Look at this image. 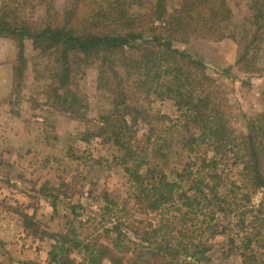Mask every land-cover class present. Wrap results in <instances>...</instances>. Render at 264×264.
Wrapping results in <instances>:
<instances>
[{
    "label": "trees",
    "instance_id": "obj_1",
    "mask_svg": "<svg viewBox=\"0 0 264 264\" xmlns=\"http://www.w3.org/2000/svg\"><path fill=\"white\" fill-rule=\"evenodd\" d=\"M88 1L93 0H84ZM177 2V9L167 19L162 0H156L141 16L163 24L167 35L164 39L155 33L157 27L148 28L150 35L154 33L150 39H141L137 26L140 16H129L118 2L107 3L104 13L102 7L93 16L84 15L74 23L67 21L31 34L0 22V37H16L20 55L17 54L14 70L26 62L22 55L24 38L31 40L42 55L53 59L55 86L50 87L51 96H56L63 112L79 114L85 108L84 98L72 90L71 81L84 67L97 68V89H106L110 94L109 109L87 122L80 141L99 139L120 152V164L134 189L135 203L143 211L154 213L156 220L147 223L148 230L142 229L141 233L137 232L140 228H133L136 231L132 229L131 233L136 240H130L120 229V218L115 217V225L104 230L115 233L112 246L99 243L97 235L87 240L73 228L64 234H51V264H73L68 257L73 250L82 254L83 264H100L104 260L122 264L127 253L132 256L127 259L128 264H147L145 259L157 260L156 264H198L209 260L207 238L224 234L226 227L239 224L240 234L234 235L237 241L232 237L229 240L236 243L242 264H264V217L259 219L261 227L253 229V220L245 219L250 211L236 210L237 202L250 201L254 193L264 195V111L246 118L243 137L233 136L228 118L231 107L219 95L217 81L206 73L205 65L175 47V43L187 41L176 39L177 35L198 33L212 38L219 32L220 24L229 20L230 11L224 1L216 6L211 0ZM65 14L67 19L74 17L71 8ZM263 20L264 13L257 9L254 24L258 29ZM247 54L246 50L237 64L241 70L244 66V71L251 72L255 60ZM151 91L156 97L173 100L184 118L177 149L183 161L172 172L174 181H169L161 168V163H168L173 155L167 145L162 151L166 141L162 137L166 133L162 123L165 117L143 110V102ZM132 92L139 96L131 100ZM201 146L209 147L214 155L200 158ZM226 150L233 151L235 162L240 165V187L224 179L223 171H219ZM233 187L239 195L230 190ZM105 201L103 211L118 209H114L116 201ZM258 209H262L258 211L262 214L264 199ZM222 221L227 225H221ZM180 222L185 223V228L183 224L179 226Z\"/></svg>",
    "mask_w": 264,
    "mask_h": 264
},
{
    "label": "rangeland",
    "instance_id": "obj_2",
    "mask_svg": "<svg viewBox=\"0 0 264 264\" xmlns=\"http://www.w3.org/2000/svg\"><path fill=\"white\" fill-rule=\"evenodd\" d=\"M162 1L167 19L177 9L178 0ZM221 1L226 3L230 13L229 20L220 24L219 32L212 38L198 33L177 35L176 39L187 41L175 43V47L205 65L206 73L217 81L219 95L231 107L228 118L232 134L241 138L245 134L246 118L264 111V20L258 24L261 29L254 24L257 9L264 13V0H211V3L216 6ZM114 2L120 3L129 16L141 18L156 0H93L87 3L84 0H0V22L31 34L67 21L74 23L84 15L93 16L102 7L104 13L107 3ZM70 8L74 17L67 19L65 12ZM137 26L142 33L141 39H150L154 34L150 35V27H157L155 33L163 39L167 37L163 24L151 22L148 17L139 19ZM15 38L0 37V58L2 54L13 55L11 78L5 70L8 61H0V264H51L48 253L53 241L48 239L49 235L64 234L71 228L87 240L97 235L99 243L110 246L115 233H104V230L115 225V217L120 218V229L126 238L136 240L131 231L148 230L147 223H156V220L154 213L143 211L135 203L134 189L120 164V152L99 139L89 143L80 141L87 122L109 109L110 94L106 89H97V68L86 66L77 79L71 81L72 90L84 98L85 108L79 114H68L62 111L56 96H51L50 87L55 86L53 59L42 55L31 40L24 38L21 43L26 62L14 70L17 54L20 55ZM246 50L247 56L255 60L251 72L244 71V66L241 70L237 64ZM152 91L143 102V110L165 117L162 123L166 133L162 137H166V141L162 151L167 145L173 155L168 163H161V168L167 179L174 181L172 172L179 169L183 161L177 149L184 118L173 100L156 97ZM136 93H131V100L139 96ZM198 155L209 159L214 153L209 147L201 146ZM223 158L219 171H223L224 179L240 187L241 168L235 162L233 151L223 152ZM230 190L239 195L234 187ZM105 198L116 201L118 205L114 209H118L103 211ZM263 199L262 193H254L250 201L237 202V211H250L245 219L253 220L250 226L253 229L261 227L259 219L264 217V209L260 214L258 211L262 209L258 208ZM186 219L189 221L188 216ZM232 222L235 223L234 219ZM181 225L185 228L184 222H180ZM221 225L227 224L222 221ZM225 229L224 234L207 238L209 260L198 264H242L236 243L229 240L232 237L237 241L234 235L240 234V224ZM22 251L27 253L22 254ZM68 257L73 264H83V256L76 250ZM129 257L132 258L131 253L123 256L122 264H128ZM148 261L143 262L156 264L157 260ZM100 264L110 262L104 260Z\"/></svg>",
    "mask_w": 264,
    "mask_h": 264
},
{
    "label": "crops",
    "instance_id": "obj_3",
    "mask_svg": "<svg viewBox=\"0 0 264 264\" xmlns=\"http://www.w3.org/2000/svg\"><path fill=\"white\" fill-rule=\"evenodd\" d=\"M12 59H13V55H12V53H10V55L9 54H6V55H1V58H0V61L3 63V62H7L8 61V65L6 66V72H7V76L8 77H10L11 78V75H12V68H11V65L12 64H10V62L12 61ZM6 92H9V91H6ZM33 250H35V249H33ZM24 253H27V252H25V251H22V254H24ZM22 258V257H21Z\"/></svg>",
    "mask_w": 264,
    "mask_h": 264
}]
</instances>
